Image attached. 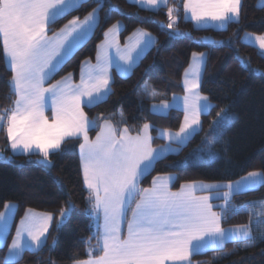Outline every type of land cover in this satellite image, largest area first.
Returning a JSON list of instances; mask_svg holds the SVG:
<instances>
[{"label":"snow or ice","instance_id":"6c2138e0","mask_svg":"<svg viewBox=\"0 0 264 264\" xmlns=\"http://www.w3.org/2000/svg\"><path fill=\"white\" fill-rule=\"evenodd\" d=\"M86 0H0V58L11 73L6 84L8 105L0 110V131L6 132L8 147L13 154L36 155V163L45 169L55 167L53 157L71 140H77L83 183L88 190L87 204L96 220V231L89 237L86 259L72 258V264H193V257L208 251L222 252L231 242L239 247L253 246L257 239L264 241V233L253 235V217L259 221L261 214L249 212V222L225 228L222 226L229 212L236 214L231 204L234 195L264 186V168L247 171L238 179L220 184L182 185L171 191L172 176L154 177L151 187L140 188V179L151 169L158 158L174 145H182L197 131H202L200 116L213 107L209 97L200 93L207 67L206 54L193 52L192 62L184 72L182 100L173 95L172 100L161 99L153 103V114L164 115L177 104L185 112L179 129H161L159 138L169 143L152 146L154 125L144 123L136 135L120 125L123 114L113 123V118L90 119L84 107L102 102L111 93L109 68L116 64L129 71L143 52L151 47L154 38L146 31L137 30L130 46L121 49L118 36L122 30L116 21L104 32L103 54L97 46V62L85 60L81 64L79 83L71 81L72 73L51 83V77L66 58L91 35L99 25V8H93L83 19L73 16L58 32L48 35L58 19L78 11ZM140 6L158 9L167 6L168 0H133ZM185 18L198 26L208 21L225 28L229 23L239 24L246 16L244 0H184ZM257 7L264 11V0ZM174 9L168 7L169 23L173 28ZM251 40L252 36L245 34ZM131 39V38H129ZM259 48L264 49V33L255 36ZM115 48V59L110 50ZM47 84V86H45ZM156 92L145 86L142 99L155 98ZM175 102V103H174ZM234 117L227 108H221L211 123V131L203 143L208 145L210 159L220 157L228 164L232 158L227 148L214 150L211 145L223 136ZM99 128L94 139L89 131ZM226 191L221 193V189ZM210 195H197V192ZM211 199H222L220 211H214ZM15 205L3 203L0 211V240L8 248L5 258L17 264L25 251L39 252L47 246L50 214L44 216L29 210L16 227V234L7 244L9 223ZM72 205L60 210L58 226L62 227ZM247 211V210H246ZM102 221V222H101ZM95 240L96 244L91 245ZM55 243V242H54ZM227 255V253H222ZM49 264L56 261L49 257Z\"/></svg>","mask_w":264,"mask_h":264},{"label":"trees","instance_id":"16d2710c","mask_svg":"<svg viewBox=\"0 0 264 264\" xmlns=\"http://www.w3.org/2000/svg\"><path fill=\"white\" fill-rule=\"evenodd\" d=\"M183 0H169L167 6L146 9L128 0H86L75 12L57 20L50 33L59 29L73 16L83 18L93 8H99V25L75 51L66 58L50 81L67 73L78 79L83 60L94 59L98 43L104 32L116 21L123 23L120 38L123 40L131 31L142 28L155 36V44L149 49L127 76L114 74L111 93L100 103L84 107L90 119L113 118L125 123L136 134L144 123L154 125L153 143L162 142L156 134L157 128L178 129L182 118L181 109H171L166 115H155L150 104L161 99H169L182 91L181 77L193 52H206L207 67L203 75L200 91L209 97L213 105L208 114L201 115L202 131H197L177 153H170L157 159L152 169L140 179V188L148 187L154 176L172 173L171 188L177 189L190 181H228L238 179L247 171L264 168V55L250 43L241 40L244 32L262 34L264 32V11L257 7V0H244L246 16L239 24L229 23L223 29L197 27L183 15ZM168 7L174 9L176 21L173 28L167 24ZM11 73L0 58V110L9 103L7 100V80ZM155 90V98L144 96L145 86ZM227 108L234 113L232 124L223 136L217 139V150L227 148L232 158L228 164L220 157L210 161L195 160V152L202 144L206 132L211 128L216 113ZM99 128L89 131L93 137ZM77 140H71L55 157V167L45 169L36 163L38 156L11 153L6 140V132L0 131V211L4 202L16 204L10 226L7 244L10 243L17 223L27 209L53 213L55 220L48 235L47 246L37 253L25 251L17 264H49V257L56 264H72V258L86 259L89 237L96 228L90 214L88 190L83 184ZM72 205L70 215L62 227L58 226L61 208ZM223 200L218 201L214 210L219 212ZM231 204L238 209L229 212L223 227L249 222V212L261 214L259 221L253 217V235L264 233V186L256 190L234 195ZM247 210V211H246ZM55 242V243H54ZM96 241L92 240L91 245ZM237 248L227 243L222 252L208 251L193 257V264H264V241L259 239L248 248ZM7 246L0 247V264L5 261ZM222 253H227L223 255Z\"/></svg>","mask_w":264,"mask_h":264},{"label":"crops","instance_id":"0c3cea01","mask_svg":"<svg viewBox=\"0 0 264 264\" xmlns=\"http://www.w3.org/2000/svg\"><path fill=\"white\" fill-rule=\"evenodd\" d=\"M128 1H130V2H133V0H128ZM168 2H169V0H168ZM183 2H184V0H183ZM183 2H182V6H183ZM258 2H259V0H257V4H258ZM134 3V2H133ZM136 4V3H135ZM168 4V3H167ZM138 5V4H137ZM138 6H140V5H138ZM140 7H143V8H146V9H153V8H151V7H148V6H140ZM160 7H164L163 5L162 6H160ZM159 7V8H160ZM153 10H155V9H153ZM183 15H184V17H185V10H184V7H183ZM190 13H188L187 14V17L188 18H186V19H188V20H190L192 23H193V25H195V26H197V27H213V28H216V29H220V28H218V27H216V24H217V22H214V21H208L207 23H205V24H202V25H200V26H198L197 24H196V22L195 21H193V20H191V18H190ZM70 19H72V18H70ZM69 19V20H70ZM81 19H83V18H81ZM121 22V21H120ZM67 23V22H66ZM65 23V24H66ZM115 23V22H114ZM64 25V24H63ZM63 25L61 26V27H63ZM121 25H122V27H123V23L121 22ZM60 27V28H61ZM109 27H111V26H109ZM59 28V29H60ZM59 29H57V30H55L54 32H52V33H50V32H48V35L49 36H52L53 35V33H55V32H58L59 31ZM108 29V28H107ZM137 30H140V31H146V32H148V33H150L149 31H147V30H145V29H142V28H136V29H134L133 31H131L123 40L120 38V33H119V36H118V43H119V47L121 48V49H123V48H125V46H130L131 45V43H134L135 42V40H136V38L137 37H135V36H133V33H135V32H137ZM264 33V32H263ZM151 34V36L154 38V43H153V45L155 44V36L152 34V33H150ZM257 35V34H256ZM260 35V34H259ZM129 38H131V39H129ZM104 41V37H103V39L98 43V45H100V48H101V54H103V42ZM248 43V42H247ZM251 44V43H250ZM257 46V48L258 49H260L259 48V44H258V42H256L255 43ZM97 45V46H98ZM153 45L151 46V47H149L148 49H146L144 52H143V54L137 59V61H136V63L132 66V68L137 64V62L142 58V56L149 50V49H151L152 47H153ZM261 52H262V54L264 55V49H261L260 50ZM203 53H205L206 54V52H203ZM110 54L111 55H113V57H114V59H115V48H113V49H111L110 50ZM192 54H191V57H190V60H189V63H188V65L186 66V68L185 69H187L188 67H189V65H190V63L192 62ZM66 60V59H65ZM85 60H88V61H90L92 64H95L96 62H97V48H96V53H95V57H94V59H85ZM85 60H83V61H85ZM82 61V62H83ZM82 64V63H81ZM62 65V64H61ZM132 68L129 70V71H127V72H122V71H120L117 67H116V64L115 63H113V65L109 68V73H110V76H111V81H110V86H111V82H112V79H113V76H114V74L115 73H117V74H119V75H122V76H127L128 74H130V72L132 71ZM185 69H184V71H183V73H182V77H181V86H182V91L180 92V93H178V94H173V95H175L176 97H177V100H182V98H183V96L186 94L185 92H184V84H183V80H184V72H185ZM80 73H81V65H80V68H79V74H78V79L77 80H75L74 79V76H73V74H72V77H71V81L73 82V83H79V81H80ZM69 73H67V74H65V75H63L62 77H60V78H58V79H56V80H54V81H50L51 83H55L56 81H58V80H61L63 77H66L67 75H68ZM45 86H47V84L45 85ZM200 93H201V91H200ZM202 95H204L203 93H201ZM173 95L168 99V100H172V97H173ZM107 97V96H106ZM153 103H159V101L158 102H152L151 104H150V111L152 112V109H151V105L153 104ZM175 103V102H174ZM211 103V102H210ZM212 105V104H211ZM174 108H176V109H181L182 111H183V118H182V121H181V123L183 122V119H184V115H185V112H184V110H183V106L182 105H179V104H177ZM173 108V109H174ZM153 113V112H152ZM169 113V111L166 113V114H168ZM166 114H164V115H166ZM155 115H158V114H155ZM200 120H201V116H200ZM123 129V128H122ZM121 129V130H122ZM161 129H168V128H157L156 129V134H157V136H158V134H159V132H160V130ZM179 129V128H178ZM178 129H175V130H173V129H171V130H173V131H176V130H178ZM99 131V130H98ZM97 131V132H98ZM150 131V134L153 136V134H152V129H150L149 130ZM131 135H136V134H132V133H130ZM95 136H96V134L93 136V137H90L91 139H94L95 138ZM159 137V136H158ZM162 139V142L161 143H158V144H155V143H153V141H152V146L155 148V147H157L158 145H163V144H166V143H169V141L167 140V138L166 137H163V138H161ZM187 141H185L184 142V144L186 143ZM184 144H182V145H179V146H177V145H174L173 147L176 149L175 151H169V152H167V153H165L164 154V156L165 155H167V154H170V153H177L180 149H181V147L184 145ZM11 151V150H10ZM12 153V152H11ZM159 159V158H158ZM168 175H171L172 176V180H171V182L169 183V187H170V190L171 191H173V192H175V191H179L180 189H181V186L182 185H188V184H196V185H199V184H201V183H203V184H214V183H220V184H223V183H225V182H227V181H190V182H184V183H182L181 185H180V187L179 188H177V189H172L171 188V185H172V182H173V180H174V174H172V173H165V174H158V175H156V176H154V177H158V176H161V177H167ZM153 177V178H154ZM83 178V177H82ZM152 181H153V179H152ZM84 184V183H83ZM151 185H152V182H151V184L148 186V187H151ZM86 187V186H85ZM148 187H146V188H148ZM227 189L226 188H222L221 189V193L223 192V191H226ZM197 195H210V193H208V192H197ZM222 199H211V203H213V205L215 206L216 204H217V202L218 201H221ZM14 205H15V208H14V210H13V217H14V214H15V210H16V204L14 203V202H12ZM29 210H31V213H33V214H36V215H40V216H44V215H46V214H50L52 217H53V219H52V221L50 222V227H49V231H50V229H51V226L53 225V222H54V220H55V216H54V214L53 213H50V212H45V211H39V210H34V209H27L25 212H24V214H23V216L20 218V220H19V222L17 223V226H19L20 225V222H21V219L22 218H24L25 217V214L26 213H28L29 212ZM3 211V210H2ZM215 211V210H214ZM13 217H12V219H11V221H10V223H9V230H10V226H11V223H12V220H13ZM59 220H60V216L58 217V222H59ZM102 222V221H101ZM94 224H95V227H96V224H97V222H96V220L94 219ZM238 225H244V224H238ZM16 226V227H17ZM233 226H237V225H230V226H225V228H228V227H233ZM15 234H16V228H15V231H14V234H13V236H15ZM4 244V241L3 240H0V247L2 246ZM11 244V241H10V243H9V245ZM7 255H8V248H7V250H6V254H5V258L7 257ZM5 261H7L6 259H5ZM8 262V261H7Z\"/></svg>","mask_w":264,"mask_h":264},{"label":"rangeland","instance_id":"374dc122","mask_svg":"<svg viewBox=\"0 0 264 264\" xmlns=\"http://www.w3.org/2000/svg\"><path fill=\"white\" fill-rule=\"evenodd\" d=\"M173 18H174V20L176 21V15H173ZM249 34V35H251L252 36V39L251 40H249L247 37H246V35L245 34ZM257 35H259V34H257ZM255 33H253V32H244V33H242V35H241V40H243L244 42H248V43H251V44H253V45H255V46H257L255 43H256V41H255V36H257ZM261 49H259V51H260ZM261 52V51H260ZM262 53V52H261ZM230 115H232L233 117H234V113H230ZM211 131V128L206 132V134H208L209 132ZM206 134H205V136H206ZM205 136H204V138H203V141H202V144L197 148V151L195 152V160H206V161H210V160H213V159H210L209 157H208V155H207V152H208V145H206L205 143H203L204 142V140H205ZM216 141V140H215ZM215 141L213 142V144L211 145V147H213V149L214 150H217L215 147H214V143H215ZM94 227H95V224H94ZM96 228V227H95ZM89 248V247H88Z\"/></svg>","mask_w":264,"mask_h":264}]
</instances>
